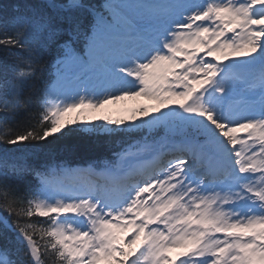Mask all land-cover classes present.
<instances>
[{
	"label": "snow or ice",
	"instance_id": "obj_1",
	"mask_svg": "<svg viewBox=\"0 0 264 264\" xmlns=\"http://www.w3.org/2000/svg\"><path fill=\"white\" fill-rule=\"evenodd\" d=\"M102 261L264 264V0H0V264Z\"/></svg>",
	"mask_w": 264,
	"mask_h": 264
},
{
	"label": "rangeland",
	"instance_id": "obj_2",
	"mask_svg": "<svg viewBox=\"0 0 264 264\" xmlns=\"http://www.w3.org/2000/svg\"><path fill=\"white\" fill-rule=\"evenodd\" d=\"M211 59V58H209ZM147 108L150 113L154 112L155 108L158 107V104L155 100L147 99L143 96L140 97H125L120 100L111 101L105 105H102L100 108L97 109H87L85 110V115L80 116L79 119L89 122H96L97 118L103 117L105 119H112V120H125L130 121L133 119V114L135 113L137 116L140 115L138 109L141 107ZM72 113L73 117H76L78 112ZM122 236L125 235L124 233L121 234ZM139 243V242H137ZM136 245H132V248H135ZM182 249H173L169 255L175 259L176 256L181 252ZM101 264H104L102 261Z\"/></svg>",
	"mask_w": 264,
	"mask_h": 264
},
{
	"label": "trees",
	"instance_id": "obj_3",
	"mask_svg": "<svg viewBox=\"0 0 264 264\" xmlns=\"http://www.w3.org/2000/svg\"><path fill=\"white\" fill-rule=\"evenodd\" d=\"M7 5L14 0H2ZM23 117H21L18 127L22 126ZM67 143L71 144L72 150L62 152L61 156L69 163L70 166H83L96 160L107 158L111 155V142L101 146L99 142L82 136H74ZM36 219V218H34ZM44 219V218H40Z\"/></svg>",
	"mask_w": 264,
	"mask_h": 264
},
{
	"label": "bare ground",
	"instance_id": "obj_4",
	"mask_svg": "<svg viewBox=\"0 0 264 264\" xmlns=\"http://www.w3.org/2000/svg\"><path fill=\"white\" fill-rule=\"evenodd\" d=\"M141 107V106H140Z\"/></svg>",
	"mask_w": 264,
	"mask_h": 264
}]
</instances>
